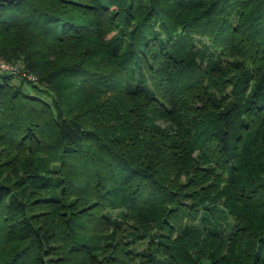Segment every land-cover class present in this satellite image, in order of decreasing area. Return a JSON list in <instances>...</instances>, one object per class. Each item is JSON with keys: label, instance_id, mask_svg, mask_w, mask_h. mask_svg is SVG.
Returning <instances> with one entry per match:
<instances>
[{"label": "trees", "instance_id": "obj_1", "mask_svg": "<svg viewBox=\"0 0 264 264\" xmlns=\"http://www.w3.org/2000/svg\"><path fill=\"white\" fill-rule=\"evenodd\" d=\"M0 59V264H264V0L0 1Z\"/></svg>", "mask_w": 264, "mask_h": 264}, {"label": "built area", "instance_id": "obj_2", "mask_svg": "<svg viewBox=\"0 0 264 264\" xmlns=\"http://www.w3.org/2000/svg\"><path fill=\"white\" fill-rule=\"evenodd\" d=\"M0 71H6L9 73H12L14 75L25 78L29 81H35L36 80V77L34 74L27 72L20 65L9 63V62L4 61L2 59H0Z\"/></svg>", "mask_w": 264, "mask_h": 264}, {"label": "water", "instance_id": "obj_3", "mask_svg": "<svg viewBox=\"0 0 264 264\" xmlns=\"http://www.w3.org/2000/svg\"><path fill=\"white\" fill-rule=\"evenodd\" d=\"M0 1L11 2V1H13V0H0Z\"/></svg>", "mask_w": 264, "mask_h": 264}, {"label": "rangeland", "instance_id": "obj_4", "mask_svg": "<svg viewBox=\"0 0 264 264\" xmlns=\"http://www.w3.org/2000/svg\"><path fill=\"white\" fill-rule=\"evenodd\" d=\"M194 39H196V40H197V39H199V37L195 36V37H194ZM203 39H204V38H203Z\"/></svg>", "mask_w": 264, "mask_h": 264}]
</instances>
